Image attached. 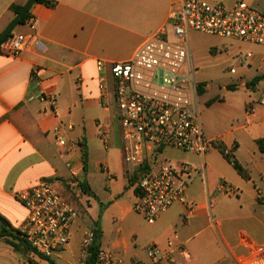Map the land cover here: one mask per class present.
I'll list each match as a JSON object with an SVG mask.
<instances>
[{
  "label": "crops",
  "instance_id": "obj_1",
  "mask_svg": "<svg viewBox=\"0 0 264 264\" xmlns=\"http://www.w3.org/2000/svg\"><path fill=\"white\" fill-rule=\"evenodd\" d=\"M28 1L0 0V35L15 18L11 6ZM50 1L55 5H34L31 20L12 33H35L38 45L18 57L0 54V216L15 230L26 215L14 198L15 192L42 180L67 191L69 164L81 170L79 179L86 183L82 175L89 166L92 137L111 132L113 126L111 108L106 106L108 93L103 100L99 80H106L103 76L112 64L130 60L150 36L165 33L174 39L169 21L181 6V0ZM203 1L228 9L244 1L252 7L257 4L264 12V0ZM230 41L227 54L240 66V79L226 85L220 95L200 103V97L211 88L204 86L195 102L202 128L214 147L205 157L179 151L180 158L173 165L189 164L197 172L186 193L188 200L197 204L196 211L188 212L177 204L155 224H147L133 210L137 195L130 177L132 169H120V177L127 184L117 180L111 196L115 202L106 212L112 209L113 221L117 218L120 226L130 227L134 245L123 237L112 247L124 264L148 263L149 244L160 246L168 255L163 264H233L250 258L251 247H264V107L259 104L264 79L255 82L264 76V45ZM108 86L113 93V84ZM56 130L72 147L70 153L58 147ZM83 148L87 150L86 170ZM167 151L174 154L176 150H164L162 160L170 153ZM222 184L236 193L224 194ZM126 195H132L130 201L124 200ZM234 225L245 229L234 234ZM90 229L75 221L69 246L52 258L54 262L85 264L81 243ZM219 238L228 255L213 247L218 246ZM99 239L100 248L111 247L103 237ZM179 247L185 250V258ZM28 257L48 264L33 254ZM0 264L28 262L24 255L0 242Z\"/></svg>",
  "mask_w": 264,
  "mask_h": 264
},
{
  "label": "built area",
  "instance_id": "obj_2",
  "mask_svg": "<svg viewBox=\"0 0 264 264\" xmlns=\"http://www.w3.org/2000/svg\"><path fill=\"white\" fill-rule=\"evenodd\" d=\"M169 27L174 40L170 41L165 33L150 36L130 60L110 67L122 126L124 161L132 169L130 177L137 191L133 210L150 225L177 204L185 206L188 212L198 207L186 195L197 172L189 164L168 165L161 159L162 152L172 149L205 157L214 147L202 128L195 105L197 83L190 34L198 32L264 45V15L244 1L228 9L203 0H181ZM37 45L35 33L15 34L2 43L0 50L5 55L18 57ZM99 84L105 100L107 81L101 78ZM259 104L264 107V88ZM55 137L59 148L66 153L72 151L59 130ZM100 138L106 145L105 132H101ZM68 168L73 179L69 182L71 193L80 197L85 194L80 187L81 170L71 164ZM221 190L224 194L236 193L225 184ZM14 198L26 210L18 231L38 255L53 258L69 246L72 226L79 213L55 183L42 180L15 192ZM96 241L93 229L85 231L81 243L84 259H88ZM178 251L186 257L182 247ZM251 251L250 258L235 260L233 264H264V247H251ZM146 253L148 263L136 264H163L168 256L155 244L148 246ZM96 264H124V261L99 248Z\"/></svg>",
  "mask_w": 264,
  "mask_h": 264
},
{
  "label": "rangeland",
  "instance_id": "obj_3",
  "mask_svg": "<svg viewBox=\"0 0 264 264\" xmlns=\"http://www.w3.org/2000/svg\"><path fill=\"white\" fill-rule=\"evenodd\" d=\"M253 8L264 15V12L258 8L257 4L253 6ZM169 40L172 41L174 39ZM231 42L232 41H230V39H224L198 32H192L190 34L192 67L195 72L196 83L202 87H211L209 92L200 97V103L207 99V97L212 95H220L221 90L226 85L237 83V81L240 79V66H236V63H234L232 59L229 58L231 55L227 54L228 51L231 50ZM232 69L236 70V74H234L235 72H230ZM103 77H105L107 80L106 86L108 93V105L106 106L111 108V119L113 126L111 132H105L108 139L106 145L102 143L100 136L98 137L96 135L92 137L90 142L91 156L89 154V166L86 172L82 175V180L84 179L86 181V184L90 188L91 194L87 195L85 193L80 197H76V195L71 193L72 191L70 190V187L68 188V186H66L67 191L65 188L60 190L58 189V186L56 187H58L57 189L68 199H70L75 206L77 212L79 213L77 220H80V227L91 228L93 230L99 231L100 237H103V239L111 245L109 249H103L114 253L112 247L113 243L117 239L121 240L123 237H125L128 242L134 245V240L129 237V225L124 224L120 226V220L117 218L116 222H114L113 219H115V216L112 213V209L106 212L115 202L111 196L112 194H115L113 189L116 187L117 180L119 182L123 181L125 184H127V181L120 177L122 172L120 169L123 170V168L128 169L131 167L124 161L122 126L116 98L114 93L111 91L109 92L108 84L110 85V82L113 84V77L111 75L110 69L108 74H105ZM198 91L199 90L197 88V92ZM177 152L179 151H174L173 154L171 151H167L169 154L164 156V162L170 166H173L175 163L174 161L180 158V155H178L179 153L177 154ZM66 178L69 179L68 182L73 180L68 173H66ZM128 186L130 185L128 184ZM130 198H132V195H130V197L126 195L124 200L130 201ZM242 229L245 228H241L240 225L233 226L234 234ZM150 245L152 244H149V246ZM218 246L215 244L213 247L215 249L221 248L224 252V255H228L226 246L224 245L221 238L218 240ZM158 247L160 248V246Z\"/></svg>",
  "mask_w": 264,
  "mask_h": 264
},
{
  "label": "trees",
  "instance_id": "obj_4",
  "mask_svg": "<svg viewBox=\"0 0 264 264\" xmlns=\"http://www.w3.org/2000/svg\"><path fill=\"white\" fill-rule=\"evenodd\" d=\"M36 4H42V5H46V6H54L55 5V3L50 1V0H29L25 5H12L11 11L15 15V18L12 21V23L9 25L7 30L3 34L0 35V46L10 36H12V33L16 27L23 26L31 20V18H32L31 9ZM0 54H1V50H0ZM260 79L261 80L264 79V76L262 78L256 79L255 82H258ZM197 88L199 90V93L202 92L203 87L201 85H198ZM260 145L262 147L263 143L261 142ZM261 149H264V148L262 147ZM221 151H222L223 156L230 163H232L234 165L235 169L243 177L247 178V176L243 173L242 169L238 166V164L234 160H232V158L229 156V154H227L224 150H221ZM83 163H84V170H86V168H87V150H86V148H83ZM80 187L84 190V192L87 195L91 194L90 188L85 182L80 181ZM135 193L137 195V191H135ZM0 221H1L0 242H4V243L8 244L9 246H11L15 250V252H17L18 254L24 255L26 257V261L28 262V264H38L33 259L28 257L30 254L37 256L41 260L46 261L48 264H56L52 258H44V257L38 255L31 248V246L25 240H23L21 238L20 232L18 230H15L14 228H12L9 224H7V222L1 216H0ZM94 232L96 234L97 241H96L94 247L92 248L88 259L85 261V264H96V261H97V252H98V249L100 248V245L98 242V240L100 238V232L96 231V230H94Z\"/></svg>",
  "mask_w": 264,
  "mask_h": 264
},
{
  "label": "water",
  "instance_id": "obj_5",
  "mask_svg": "<svg viewBox=\"0 0 264 264\" xmlns=\"http://www.w3.org/2000/svg\"><path fill=\"white\" fill-rule=\"evenodd\" d=\"M0 225H1V221H0Z\"/></svg>",
  "mask_w": 264,
  "mask_h": 264
}]
</instances>
